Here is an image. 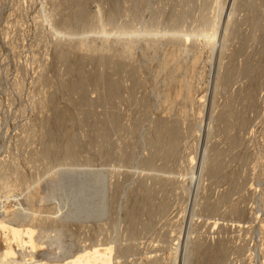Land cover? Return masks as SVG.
I'll return each mask as SVG.
<instances>
[{
    "label": "rangeland",
    "instance_id": "374dc122",
    "mask_svg": "<svg viewBox=\"0 0 264 264\" xmlns=\"http://www.w3.org/2000/svg\"><path fill=\"white\" fill-rule=\"evenodd\" d=\"M112 1L0 0V264H264V0Z\"/></svg>",
    "mask_w": 264,
    "mask_h": 264
},
{
    "label": "bare ground",
    "instance_id": "6f19581e",
    "mask_svg": "<svg viewBox=\"0 0 264 264\" xmlns=\"http://www.w3.org/2000/svg\"><path fill=\"white\" fill-rule=\"evenodd\" d=\"M112 1V0H111ZM113 2V1H112ZM112 2H110V3H112ZM115 4V3H114ZM111 5V4H110ZM113 5V4H112ZM79 6V5H78ZM114 6V5H113ZM113 6H110V7H113ZM81 7V6H80ZM115 8H112V10H114ZM100 10V9H99ZM111 9L108 11V12H110V11H112ZM81 13H79V15L78 14H76L77 16H79V17H76L78 20L80 19V17L82 18V16H83V8L81 7L80 8V10H79ZM98 12V11H97ZM100 12V11H99ZM104 12V11H103ZM81 15V16H80ZM73 18H75V16L73 17ZM75 18V19H76ZM71 20V19H70ZM73 20V19H72ZM106 20H107V18H106ZM74 22H75V20H74ZM71 34V33H70ZM73 35V34H72ZM181 39V38H180ZM185 39V38H184ZM171 41V40H170ZM181 41H183V38L181 39ZM174 43V42H173ZM82 45V44H81ZM179 46V45H178ZM96 48V47H95ZM175 48H176V46H175ZM177 49V48H176ZM180 50V49H179ZM66 51H65V49L64 48H62L61 50H60V52H59V54H60V56H63L64 55V53H65ZM174 53V52H173ZM99 54V53H98ZM166 56V55H165ZM96 58V57H95ZM62 59V58H61ZM102 59V58H101ZM167 60V59H166ZM175 62V61H174ZM117 65H119V63L117 64ZM121 65V64H120ZM160 70V69H159ZM162 70V69H161ZM160 70V71H161ZM164 70V69H163ZM171 71H173V70H171ZM166 72V71H165ZM175 72V71H174ZM134 74V73H133ZM160 74V73H159ZM158 76V75H157ZM163 77V76H162ZM156 78V77H155ZM165 78V77H164ZM173 79H174V77H173V75H170L168 78H167V82L166 83H171L170 85H169V87L167 88V89H165V91H166V94L164 93V96H163V102H164V104H167V105H169V104H171L172 102H173V99H175L174 97L177 95V93L178 92H176V88H174L173 87ZM160 80V79H159ZM82 81H74V82H71V83H69V87L70 88H75L76 89V87H78L79 85H82V83H81ZM180 82V81H179ZM114 84V83H113ZM180 87V86H179ZM112 91V90H111ZM164 91V92H165ZM110 92V91H109ZM179 95V94H178ZM107 97V96H106ZM177 98H179V97H177ZM84 101V100H83ZM160 101V100H159ZM158 101V102H159ZM89 104V103H88ZM174 104V103H173ZM159 105V104H158ZM171 106V105H170ZM163 108V107H162ZM169 108V107H168ZM171 108V107H170ZM172 109H174V108H172ZM161 111V110H160ZM181 111V110H180ZM232 112V111H231ZM232 115V114H231ZM178 116V115H177ZM175 117V116H174ZM161 118V117H160ZM163 118V117H162ZM165 118V117H164ZM219 118V117H218ZM58 120V119H57ZM161 120H164V119H161ZM157 121V120H156ZM160 122V121H159ZM157 126H156V128L154 129V137L156 138V139H159V137H162L163 136V131L165 130L164 128H163V126L161 125V126H159L160 124L158 123V124H156ZM166 128V127H165ZM174 130V129H173ZM168 131V130H167ZM173 132V131H172ZM169 134V133H168ZM174 134V133H173ZM176 134V133H175ZM178 134V133H177ZM178 138V137H177ZM168 140L170 141L171 140V142L174 140V137L173 136H170V139L168 138ZM157 143V142H156ZM158 176V175H157ZM163 182H164V180H163ZM170 185V184H169ZM164 186V185H163ZM148 200V199H147ZM149 201V200H148ZM162 203V202H161ZM160 204V203H159ZM161 205V204H160ZM163 205V204H162ZM161 205V206H162ZM142 206V205H141ZM157 206V205H156ZM159 206V205H158ZM163 207V206H162ZM161 207V209H163ZM166 207V206H165ZM133 208H135V207H133ZM132 208V209H133ZM136 208H138V207H136ZM140 208V207H139ZM155 208V207H154ZM168 208V207H167ZM132 209H130L131 210V212H132V214H133V211H132ZM133 210H136V209H133ZM140 211V210H139ZM161 211V210H160ZM131 212H129V214H131ZM135 213L136 212H134V214L133 215H135ZM157 213H159V212H157ZM132 215V216H133ZM137 215V214H136ZM135 215V216H136ZM139 215V214H138ZM26 221V220H25ZM4 222H5V218H3V219H0V229H4ZM8 222V221H7ZM27 222V221H26ZM8 224V223H7ZM23 226V225H22ZM7 228H9V225H8V227ZM11 228V227H10ZM28 228V227H27ZM5 229H6V227H5ZM7 230V229H6ZM53 231H55V230H53ZM53 233H55V232H53ZM50 236V235H49ZM55 237V236H54ZM54 240V239H53ZM49 242V241H48ZM38 245V244H37ZM41 245V244H40ZM39 246V245H38ZM43 246V245H42ZM41 247V246H40ZM58 247V246H57ZM100 247H102V249L104 250L103 252L101 251H99V248L97 247V246H91V250H89V251H87L86 250V252H83V253H81V255H79V256H77V258H78V260L79 259H82V260H80V261H78L77 260V262H76V264H112V257H111V254H112V246L111 245H108L107 243L106 244H104V245H102V246H100ZM34 248H36L37 249V252H38V250L40 249L39 247V249L35 246ZM174 248V247H173ZM59 249V248H58ZM57 249V250H58ZM63 250H64V248H62ZM81 250H83V248H80ZM213 249V250H212ZM35 250V249H34ZM62 250V251H63ZM78 251H79V249H77ZM210 250H212L213 252H214V250H215V252L218 250V251H220V252H223V250H224V248H223V244L221 243V242H218L216 245H213L212 246V248H210ZM40 251H42L41 249H40ZM45 252H43V253H46V250H44ZM36 251L34 252L35 254H38V253H40V252H38L37 253ZM41 252V253H42ZM57 252V251H56ZM74 253V252H73ZM77 253V252H76ZM80 253V252H79ZM211 253V252H210ZM217 253V255H218V252H216ZM215 253V254H216ZM1 254V253H0ZM63 254V253H62ZM67 254H68V252H67ZM69 254H71V252L69 253ZM220 254V253H219ZM39 255V254H38ZM38 255H36V256H38ZM54 255V254H53ZM59 255V254H58ZM211 255H213V256H215L214 255V253H212ZM217 255L215 256V257H217ZM225 255V254H224ZM41 256H42V254H41ZM49 256V255H48ZM62 256V255H61ZM65 256H66V254L64 255V258H65ZM68 256H70V255H68ZM1 257V256H0ZM63 257V256H62ZM67 257V256H66ZM220 257V256H219ZM59 258V257H58ZM221 258V257H220ZM42 259V262L40 263V264H65V262H63L62 260H53L52 261V259H53V257H51V258H49V257H45V254H44V256H42V257H37L36 259H29L28 260V262L30 261H36V260H41ZM55 259V258H54ZM57 259V258H56ZM69 260V259H68ZM1 261V260H0ZM33 261V262H34ZM37 262H39V261H37ZM67 263H69V261H67ZM71 264V263H70ZM72 264H75V263H72Z\"/></svg>",
    "mask_w": 264,
    "mask_h": 264
}]
</instances>
